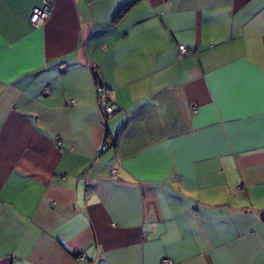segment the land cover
Here are the masks:
<instances>
[{
    "label": "crops",
    "instance_id": "crops-1",
    "mask_svg": "<svg viewBox=\"0 0 264 264\" xmlns=\"http://www.w3.org/2000/svg\"><path fill=\"white\" fill-rule=\"evenodd\" d=\"M165 258L264 264V0H0V264Z\"/></svg>",
    "mask_w": 264,
    "mask_h": 264
},
{
    "label": "built area",
    "instance_id": "built-area-1",
    "mask_svg": "<svg viewBox=\"0 0 264 264\" xmlns=\"http://www.w3.org/2000/svg\"><path fill=\"white\" fill-rule=\"evenodd\" d=\"M51 12V6L49 3L45 2L43 6L33 7L29 14V20L34 27H39L45 23ZM178 50L180 54L186 52L184 45H179ZM110 91L107 87L100 86L99 101H108L109 103L105 106V111L111 113L114 109L113 103L110 101ZM161 264H172L171 260L165 258L162 260Z\"/></svg>",
    "mask_w": 264,
    "mask_h": 264
},
{
    "label": "trees",
    "instance_id": "trees-1",
    "mask_svg": "<svg viewBox=\"0 0 264 264\" xmlns=\"http://www.w3.org/2000/svg\"><path fill=\"white\" fill-rule=\"evenodd\" d=\"M128 7V6H127ZM127 7H124L123 9H121V11L118 13H122L124 10L127 9ZM30 21V20H29ZM31 23V22H30ZM102 86L104 87H107L103 84H101ZM98 86V90H97V99H98V102H99V105H100V109H101V114H102V117H103V121L105 122L106 119L110 116V114H112L114 111H115V104L114 105V109L111 113H107L105 111V106L109 103L108 101H105V102H101L99 101V93H100V86ZM108 88V87H107ZM109 89V88H108ZM110 91V90H109ZM111 101V100H110ZM112 103V102H111ZM104 138H103V143H102V146H101V150L106 148V147H109L111 145H114L115 144V136H113V134L109 133L108 131V128H107V125L106 123L104 124Z\"/></svg>",
    "mask_w": 264,
    "mask_h": 264
},
{
    "label": "water",
    "instance_id": "water-1",
    "mask_svg": "<svg viewBox=\"0 0 264 264\" xmlns=\"http://www.w3.org/2000/svg\"><path fill=\"white\" fill-rule=\"evenodd\" d=\"M102 84V82L101 81H99V85H101Z\"/></svg>",
    "mask_w": 264,
    "mask_h": 264
}]
</instances>
